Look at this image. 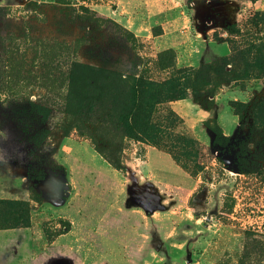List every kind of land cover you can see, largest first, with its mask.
Instances as JSON below:
<instances>
[{
    "label": "rangeland",
    "instance_id": "obj_1",
    "mask_svg": "<svg viewBox=\"0 0 264 264\" xmlns=\"http://www.w3.org/2000/svg\"><path fill=\"white\" fill-rule=\"evenodd\" d=\"M125 1L0 0V60L29 83L6 91L0 82V200L27 201L30 210L29 230L0 231V264H236L247 251V264H264L252 248L264 243V71L257 65L236 81L230 66L209 70L184 96L163 95L146 133L119 129L122 96H101V109L77 119L74 105L65 111L60 92L43 81L75 70L87 84L99 70L129 78L144 69L163 81L167 64L157 69L155 61L166 51L173 71L219 65L230 57V26L244 29L264 0H172L185 33L159 39V21L171 13L149 20L144 2ZM41 45L55 48L45 60ZM143 99L150 107L152 98ZM111 117L114 126L104 121ZM76 127L116 156L119 169Z\"/></svg>",
    "mask_w": 264,
    "mask_h": 264
},
{
    "label": "trees",
    "instance_id": "obj_2",
    "mask_svg": "<svg viewBox=\"0 0 264 264\" xmlns=\"http://www.w3.org/2000/svg\"><path fill=\"white\" fill-rule=\"evenodd\" d=\"M249 1L256 2L260 0ZM243 27L244 29H241L234 24L228 29V39L226 42L230 48V57L223 59L219 65L206 64L195 70H187L183 72H180L179 70L173 71L172 63L174 56L172 52L166 51L161 53L156 58L155 67L158 69L162 62L167 64L165 69L168 70L169 73H167V76L163 81H158V76H154L153 72L148 69H144L139 75L129 78L99 70L96 76L92 77V79H88V83L95 86V88L90 91H87L85 88V86H88V83L83 84L86 81L85 78L83 81L74 78L75 70H70L71 73L67 78L63 76H57L53 79L45 77L43 78V81L50 82L49 85L46 84V89L60 92V98L64 103L65 111L70 112L69 106L71 104L74 105L73 110L75 113L72 112V114L80 116V118L77 119H82L84 113L88 111L89 108L97 110L99 108L101 109L102 107H100L99 104V102H101V96L108 97V94L114 95L115 98H120L122 96V105L120 107L117 106L115 110L118 109V114L114 115V119L116 120L119 129L123 131V133H127L138 126H141V130L146 133L153 129L148 122L149 113L153 110V106L162 105L163 102L166 101V98L163 97V95L171 93L184 96L182 94L183 91L185 89L189 90L193 81H195V83L204 84V80L206 79L204 72L214 70V72L218 73L220 70L222 71V68L224 69L226 66H230L232 71L227 73V75L231 76V81H236L242 77V74H244L246 70L255 65H257L259 73L264 71V61H260L259 59L262 49L264 48V10L252 14L251 18L245 22ZM39 47L44 60L46 59L49 49L52 53L55 51L54 47L48 48L43 45ZM80 69L85 71V69L81 67ZM104 79L111 81V83H105ZM0 82L2 89L6 91L18 90L21 87L20 83H25V85L29 84L27 78L21 76L20 72L16 71L9 61L3 62L1 60ZM100 87H106V90L104 91L105 94H102L99 91ZM96 88L97 90L95 91ZM143 95H148L152 98L150 107H143ZM181 97L177 96L175 99H180ZM172 100H174L173 97L170 98L169 101ZM112 111H114V109ZM112 117L108 120H102L107 121L108 124L114 126L115 123L112 120ZM76 128L82 136H86L90 140L94 147V151L103 158L112 169H119V160L116 156L110 155V152L107 150L99 149L89 132H85L82 130L83 128L80 127ZM119 129L115 128V131L120 132ZM29 212V204L27 201L1 199L0 231L29 228ZM68 226L69 224L67 223V227ZM252 248L257 249L259 250V253L264 254V243H260ZM249 254H251V252H244L245 256H248ZM244 255H241L236 260V264H247Z\"/></svg>",
    "mask_w": 264,
    "mask_h": 264
},
{
    "label": "crops",
    "instance_id": "obj_3",
    "mask_svg": "<svg viewBox=\"0 0 264 264\" xmlns=\"http://www.w3.org/2000/svg\"><path fill=\"white\" fill-rule=\"evenodd\" d=\"M137 1L139 2H144L147 5V9H149L150 11H152L153 16H149V20L153 17H157L158 15H165V14H170L172 16L169 15L168 18H166L164 21H159V25L161 27L162 33L157 37V39H159L160 37H163L167 34H169L170 36H175L178 37V33H185V32H181L180 31V27H182V25H184V21L180 20L179 18H174V15L172 14V10L170 8V2H172V0H126V3H136ZM176 14V11H175ZM157 15V16H156ZM155 23V21L151 22L149 21V24L152 26V24ZM158 23V22H157ZM134 27H137V29H140V24H136L133 25ZM184 27H188V24ZM69 194L66 196L68 197ZM147 216H150L149 214H147ZM152 217V216H150ZM154 217V216H153ZM68 221V220H67ZM70 227L72 226V223L70 221H68ZM70 229V228H69ZM24 231V230H29V228H20V229H14V230H4V231ZM69 231V230H68ZM68 231H66L63 234H66ZM63 234H60L58 236H56L52 241H50L49 246L51 244H53V242H55V239ZM161 244V243H160ZM149 246H152L153 248H155L156 246L154 245V241L152 240L151 245L149 242ZM160 246V245H158ZM62 258V257H61ZM59 258V259H61ZM66 258H62V260H64ZM152 259H154V253H153V257ZM67 261H69L68 259H66Z\"/></svg>",
    "mask_w": 264,
    "mask_h": 264
}]
</instances>
